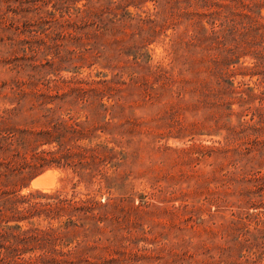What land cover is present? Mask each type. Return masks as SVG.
<instances>
[{"label":"rangeland","instance_id":"374dc122","mask_svg":"<svg viewBox=\"0 0 264 264\" xmlns=\"http://www.w3.org/2000/svg\"><path fill=\"white\" fill-rule=\"evenodd\" d=\"M118 2L149 22L129 21L126 15L114 23L115 34L90 25L71 37L81 17L77 9L86 5L95 13L102 6L104 15H123L113 5ZM187 25L176 0H0V136L48 131L51 145L44 149L57 152L61 144L71 161L83 155L92 166L97 155L81 153L82 147L106 142L114 149L106 212L115 227L102 236L114 239L107 250L113 264H264V188L261 197L251 195L255 208L239 205L263 183L264 133L247 130L232 143L223 128L228 119L252 123L249 114L257 100L249 110L229 100L236 113L229 117L216 100L211 106L204 93L214 77L205 66L189 64L196 54L183 55L184 65L179 58L190 35ZM251 63L243 56L231 67L234 86L257 84L258 76H242L240 66ZM206 147L250 152L242 150L235 165L233 156L207 153ZM37 176L49 190L30 187ZM35 177L16 186V179L5 184L0 177V188L13 192L26 184L22 195L70 196L79 180L70 167L54 165ZM75 191L86 192L85 184ZM231 221L237 222L233 230L226 227ZM246 229L253 233L245 236L247 242ZM238 242L256 256L230 257ZM222 247L228 250L220 257Z\"/></svg>","mask_w":264,"mask_h":264},{"label":"trees","instance_id":"16d2710c","mask_svg":"<svg viewBox=\"0 0 264 264\" xmlns=\"http://www.w3.org/2000/svg\"><path fill=\"white\" fill-rule=\"evenodd\" d=\"M176 4L181 16L188 20L185 31L190 30L187 41L182 42L180 48L181 64L187 63L183 55L194 53L199 57L192 58L189 64L205 66L209 76L214 77V84L204 93V97L212 102L211 106L216 100L217 106L229 110V117L236 115L230 111L232 103L229 100L239 101L242 107L247 105L246 110L257 100V105L252 107L249 114L252 123L232 124L228 119L223 125L227 130V141L235 143L241 133L247 130H253L256 134L258 131L264 133V0H176ZM113 5L124 11L123 15L112 11L104 15L102 6H98L95 13L87 9L86 5H83V10L77 9L81 17L72 27L75 35L71 37L90 25L94 31L100 30L102 26L111 28L110 32L115 34L118 27L114 23L126 15L129 21L137 20L140 24L149 22L147 15L142 17L141 14L132 16L127 13L125 4L118 2ZM243 56L252 58L249 66L240 68L244 72L242 76H258L254 87L246 83L234 86L230 79L236 76L235 69L231 67L238 64L239 58ZM22 90L20 87V92ZM237 115L239 119L242 118L240 114ZM255 116L257 122H254ZM49 136L48 131L33 133L25 130L17 134L6 132L0 136V177L5 178V184L14 178L16 186L18 180H30L53 165L70 167L79 177L70 196L60 191H36L22 195L21 190L26 188V184L20 185L13 192L0 188V264H113L114 259L107 250L114 239H102V236L105 229L110 228L109 232H114L115 227L114 220L106 212L113 189L107 171L115 166L112 163L114 149L109 148L106 142L92 148L82 147L81 153L97 155L92 166L83 155L81 160L71 161V152L65 151L61 144L57 152L44 149V146L51 145ZM39 138L43 140L39 141ZM205 149L207 153L216 151L233 156L232 163L235 165L242 150L250 152L249 148ZM259 180L263 183L257 187V193L247 192L244 201L239 203L241 208H255L251 203V195L259 194L261 197L259 189L264 188V179ZM79 183L85 184L86 192L75 191ZM93 186L96 189L91 190ZM1 187L5 188L2 184ZM105 194L107 197L103 203L97 200ZM241 219L243 217L239 221ZM236 223L231 221L226 227L233 230ZM246 235L253 236V233L246 229L242 235L245 241ZM235 240L241 239L234 237ZM248 247L245 242H238L230 257L249 260L256 256V252L251 253ZM227 250L226 247L219 248V256L222 257Z\"/></svg>","mask_w":264,"mask_h":264},{"label":"bare ground","instance_id":"6f19581e","mask_svg":"<svg viewBox=\"0 0 264 264\" xmlns=\"http://www.w3.org/2000/svg\"><path fill=\"white\" fill-rule=\"evenodd\" d=\"M52 175V174H51ZM31 188H39L41 190H49L51 186H49V184H45L43 182V179H42V176L40 177H37L36 179H34L32 182H31V185H30Z\"/></svg>","mask_w":264,"mask_h":264},{"label":"water","instance_id":"95a60500","mask_svg":"<svg viewBox=\"0 0 264 264\" xmlns=\"http://www.w3.org/2000/svg\"><path fill=\"white\" fill-rule=\"evenodd\" d=\"M38 177V176H37ZM37 177H35V178H37ZM35 178H33L32 180H34Z\"/></svg>","mask_w":264,"mask_h":264}]
</instances>
